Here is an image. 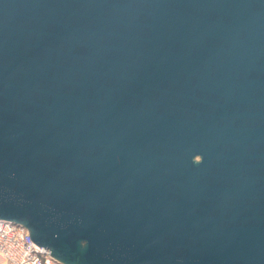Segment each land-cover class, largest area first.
Segmentation results:
<instances>
[{
  "label": "water",
  "instance_id": "water-1",
  "mask_svg": "<svg viewBox=\"0 0 264 264\" xmlns=\"http://www.w3.org/2000/svg\"><path fill=\"white\" fill-rule=\"evenodd\" d=\"M0 219L63 264H264V0H0Z\"/></svg>",
  "mask_w": 264,
  "mask_h": 264
},
{
  "label": "built area",
  "instance_id": "built-area-1",
  "mask_svg": "<svg viewBox=\"0 0 264 264\" xmlns=\"http://www.w3.org/2000/svg\"><path fill=\"white\" fill-rule=\"evenodd\" d=\"M0 264H63L34 244L22 225L0 219Z\"/></svg>",
  "mask_w": 264,
  "mask_h": 264
}]
</instances>
